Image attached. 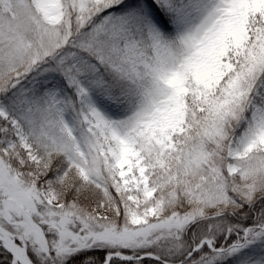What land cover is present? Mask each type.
Listing matches in <instances>:
<instances>
[{"label": "snow or ice", "instance_id": "1", "mask_svg": "<svg viewBox=\"0 0 264 264\" xmlns=\"http://www.w3.org/2000/svg\"><path fill=\"white\" fill-rule=\"evenodd\" d=\"M0 264H264V0H0Z\"/></svg>", "mask_w": 264, "mask_h": 264}]
</instances>
